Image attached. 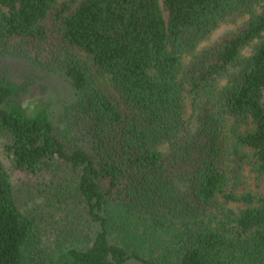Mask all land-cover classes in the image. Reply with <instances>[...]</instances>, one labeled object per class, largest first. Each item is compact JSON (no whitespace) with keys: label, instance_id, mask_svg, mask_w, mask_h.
I'll return each instance as SVG.
<instances>
[{"label":"trees","instance_id":"trees-1","mask_svg":"<svg viewBox=\"0 0 264 264\" xmlns=\"http://www.w3.org/2000/svg\"><path fill=\"white\" fill-rule=\"evenodd\" d=\"M9 58L69 81L57 119ZM2 139L35 204L0 159V264H264V0H0Z\"/></svg>","mask_w":264,"mask_h":264},{"label":"rangeland","instance_id":"rangeland-1","mask_svg":"<svg viewBox=\"0 0 264 264\" xmlns=\"http://www.w3.org/2000/svg\"><path fill=\"white\" fill-rule=\"evenodd\" d=\"M235 26L236 25L234 24L224 25L214 34V37H218L219 35L234 29ZM251 51L252 47L248 46L245 48L244 53L250 54ZM1 66L12 73L16 79L25 86L26 100H43L48 104L53 119H57L63 112L65 106L74 100V90L64 76L36 68L28 63V61L18 58H9L6 61H3ZM4 142V139L0 141V159L9 173L14 186L17 188L16 194L21 202V207L30 210L34 207L35 202L28 198V193H25L26 190L24 188L23 191L20 190V182L23 179L20 172L14 167L12 157H10L5 151L3 145ZM243 174L245 182L241 188H247V190L253 191L257 195H264V176L256 172L255 166L250 160L245 163ZM36 206L39 207L38 211L40 213L41 211L46 210V206H43V203H38ZM39 220L42 222L41 225L43 227H46V225L51 226L52 224H58L61 226V223L54 220L53 217L43 216L39 218ZM45 240H47L52 246L55 242L53 234L46 236Z\"/></svg>","mask_w":264,"mask_h":264}]
</instances>
